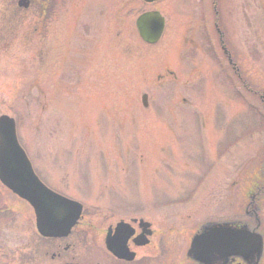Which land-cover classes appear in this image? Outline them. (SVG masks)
<instances>
[{
    "label": "rangeland",
    "instance_id": "obj_1",
    "mask_svg": "<svg viewBox=\"0 0 264 264\" xmlns=\"http://www.w3.org/2000/svg\"><path fill=\"white\" fill-rule=\"evenodd\" d=\"M17 1L0 0V115L14 118L39 178L82 203L83 221L141 214L181 238L206 220L252 218L243 209L261 143L264 0L219 2L238 94L229 66L224 78L206 56L198 2ZM151 9L165 26L148 45L134 19ZM80 231L61 247L97 254ZM48 246L31 207L0 183V264H57Z\"/></svg>",
    "mask_w": 264,
    "mask_h": 264
},
{
    "label": "flooded vegetation",
    "instance_id": "obj_2",
    "mask_svg": "<svg viewBox=\"0 0 264 264\" xmlns=\"http://www.w3.org/2000/svg\"><path fill=\"white\" fill-rule=\"evenodd\" d=\"M162 1L164 0L159 2ZM219 2L220 0H191V6L196 9L198 5L199 8L198 14L195 11L193 16L196 20L198 15L199 34L200 36L202 34L204 50L208 60L211 61L210 64L224 78H227L226 69L229 66L232 73L238 77L235 80L236 83L230 80L231 87H236L234 91L238 94V84H242V79L224 46L225 32L223 19L218 8ZM254 94L261 102V110L255 111V114L262 122L257 129H254V134L259 137L261 143L257 147L256 152H254V184L251 185L254 188V192L249 193V201L246 202L243 209L244 214L252 218L247 220L232 219L231 221L236 226L239 225L238 223H245L249 230H256L260 233L263 242L262 254L255 264H261L260 262L264 258V228H261L262 221L259 218V212L264 209V134L260 133L264 132V95L256 94L255 91ZM194 186L195 183L192 187ZM83 209L78 223L72 227L70 233L77 226L81 227V236L85 237V240L89 241L90 245H95L97 254L91 256L74 255L70 252V245L65 244L61 247L64 237L43 238L46 241V245H50L45 254H49L51 259L60 257L57 264H201L186 254L192 237L199 233L208 222L226 221L206 220L197 224L194 228L186 230L187 233L183 234L181 238H177L180 235V229L176 228L174 224H155L147 216L141 214H128L116 217L111 222L97 228L94 227V223L83 221ZM107 235L112 243L113 251L105 247L104 240ZM178 242L181 247L179 251L175 248ZM121 252L123 255L120 254ZM131 254L132 257H130ZM212 264H221V262L214 259ZM225 264H254V258L232 256Z\"/></svg>",
    "mask_w": 264,
    "mask_h": 264
},
{
    "label": "water",
    "instance_id": "obj_3",
    "mask_svg": "<svg viewBox=\"0 0 264 264\" xmlns=\"http://www.w3.org/2000/svg\"><path fill=\"white\" fill-rule=\"evenodd\" d=\"M17 5L25 8L29 0H18ZM134 24L141 40L155 43L162 33L164 20L157 10H149L140 13ZM141 101L146 105V94L141 95ZM0 182L32 207L35 228L43 237L68 235L80 216L79 202L52 191L35 175L17 141L14 120L6 114L0 115ZM238 224L234 225L233 221L206 223L192 237L187 256L201 264H212L214 259L225 264L230 257L241 256L254 258L255 264L261 255L262 237L250 231L245 223ZM105 244L113 251L108 235Z\"/></svg>",
    "mask_w": 264,
    "mask_h": 264
},
{
    "label": "bare ground",
    "instance_id": "obj_4",
    "mask_svg": "<svg viewBox=\"0 0 264 264\" xmlns=\"http://www.w3.org/2000/svg\"><path fill=\"white\" fill-rule=\"evenodd\" d=\"M72 227H73V226H72ZM71 229H72V228H71ZM71 229H70V230H71ZM252 231H254V232H256V233H259V232H258V231H256V230H252ZM68 234H69V233H68ZM261 254H262V251H261Z\"/></svg>",
    "mask_w": 264,
    "mask_h": 264
},
{
    "label": "trees",
    "instance_id": "obj_5",
    "mask_svg": "<svg viewBox=\"0 0 264 264\" xmlns=\"http://www.w3.org/2000/svg\"><path fill=\"white\" fill-rule=\"evenodd\" d=\"M47 1H48V2H49V1H51V2H52V0H46V2H47Z\"/></svg>",
    "mask_w": 264,
    "mask_h": 264
}]
</instances>
